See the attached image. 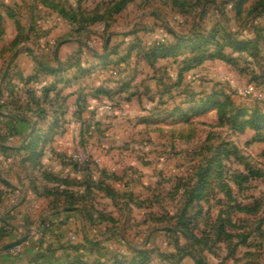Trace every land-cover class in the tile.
<instances>
[{
    "label": "rangeland",
    "instance_id": "obj_1",
    "mask_svg": "<svg viewBox=\"0 0 264 264\" xmlns=\"http://www.w3.org/2000/svg\"><path fill=\"white\" fill-rule=\"evenodd\" d=\"M122 1L0 0V56L9 66L20 65V71L32 65L39 69L40 61L53 68L78 61L81 70L75 68L83 75L89 73L82 67L88 63L93 92L110 90L99 94L98 104L105 107L100 114L84 115L79 107L80 114L72 118L64 111L69 103L60 107L59 116L46 115L43 107L41 112L34 110L33 122L40 131L31 135L33 139L44 136V148L39 166L24 168L19 184L36 186V176L41 174L40 180L56 185L43 194L36 192L45 211L28 214L29 224L24 221L23 227L15 228L16 237L8 243L27 237L22 244L30 241L37 247L44 232L55 239L63 228L57 226L53 232V216L60 208L75 205L106 211L107 221L120 217L117 222L110 219L109 226L103 223L89 229L91 240L99 245L87 247L92 248L84 258L87 264H264V129H240L255 112L264 114L260 0L246 1L239 16L233 0H131L116 12ZM204 7L205 13L201 12ZM214 31L223 47L205 43L203 49L209 53L219 49L225 57L215 56L184 70L186 61L201 54L200 42L191 46L189 40L207 38ZM18 34L26 40L14 47ZM248 40L255 45L242 46V51L237 42ZM177 44L183 47L173 52ZM58 45L62 49L59 62L55 59ZM161 45L169 46L172 53L154 54ZM78 46L83 48L82 59L67 61V54L73 55ZM16 55H21L19 63ZM212 93L225 104L222 119L213 105L201 110ZM72 121L78 128L69 133ZM50 127L54 130L48 132ZM59 140L70 146L55 147ZM95 144L103 148L100 158L92 153ZM44 156L45 165L41 163ZM208 158L220 159L214 166L216 177L208 181L203 199L188 204L186 191L195 185L198 170ZM52 159L57 164L61 161L60 169ZM5 166L1 165L3 170ZM246 167L259 175L232 179L235 174L248 175ZM73 172L87 176L72 179ZM219 172L225 174L223 183L232 190L231 198L218 182ZM0 180L3 183V177ZM72 186L89 193H78L74 199ZM5 192L11 194L8 205L22 203V191L10 193L7 188ZM130 192L138 197L132 200V210H127L124 205ZM185 207V220L176 221L174 217ZM7 214L2 215L8 218ZM176 228L182 232H175ZM80 233H68L57 246L54 241L46 244L56 247L60 256L65 252L58 249L61 246L82 243Z\"/></svg>",
    "mask_w": 264,
    "mask_h": 264
},
{
    "label": "crops",
    "instance_id": "obj_2",
    "mask_svg": "<svg viewBox=\"0 0 264 264\" xmlns=\"http://www.w3.org/2000/svg\"><path fill=\"white\" fill-rule=\"evenodd\" d=\"M76 41L77 40H75L74 44L78 45V42ZM60 47H59V51L62 53V49H60ZM82 50L83 48L79 47V49L76 52H74L73 55L70 53L67 54V56L69 55L68 57L66 56L67 61L71 57H74L75 59L77 58L82 59ZM16 56L18 58L17 62L19 63V61L22 59L21 55L20 57H18V55ZM1 60H3V62L0 65V121H1L0 122V177L1 178L3 177V183L0 180V196L3 194V190L5 191L6 189L7 191V188H10V193L11 191H16V190L22 191L23 194L22 199L23 198L24 199L22 200L21 204L16 203V204L8 205L9 204L8 201L10 202L9 198L11 194L6 195L5 192L3 194L4 196V198L2 199L3 201L0 200L1 203L4 204L3 205L4 210H2L0 214V247H1L0 264H29L30 261L36 256V254L39 251V249L36 247V243L35 242L32 243L28 241L22 244L21 246H19L17 250L12 249L8 251H2L1 250L2 247L8 244L9 239H11L10 235L8 236V233L7 234H5V232L3 233V230L5 228L6 229L14 228L15 230V228H17L18 226L23 227L24 221L26 223L29 222L30 219L28 214L30 213L42 214L43 213L42 211H45V209L39 205L41 201H39L38 199V197H40L38 196V194H43L42 192L43 190L47 189L48 187L50 188L51 186L54 187V185L56 184L51 183L47 180H43V181L40 180L41 174H38L36 176L35 182H38L36 186L33 185V187H31L27 184H25L24 186L22 184H19L20 176L21 177L25 176L22 173L24 168L25 169L28 168V170L34 169V167L31 165L30 162L28 161L24 163L22 162L23 159H25L26 157V151L24 150V148L30 142L32 132H34L35 129L39 128L37 127V125H35V122H33L34 110L36 111L38 107L32 103L26 91L34 92L35 96L38 98V100H40L41 106L46 111V115L51 114V116H53L55 114L56 116H59L58 111L60 110V107L63 104L65 105L66 103H69V108L68 109L65 108L64 111L67 112L68 110L69 114L72 115V118L74 116L77 117L80 114V110H77L79 107L83 111L82 114L84 113V115L86 113L90 115L100 114L102 113L105 107L98 104V101L101 100L99 99V96L101 95L95 94L96 92L95 93L93 92L92 89L94 86H92L93 84H91V82L87 78L91 69V65L88 63L82 65L84 69L85 68L89 69L88 70L89 73H84L83 75H80V72L76 70L75 67L66 70L64 64L62 65L60 64L61 69L57 71L58 72V74H56L58 75L57 77L56 75L51 76L43 72L38 73L37 72L38 69L35 68V66L33 65L30 66L29 70L22 69L19 71L20 65L17 66V64H14V66H9L6 63V60L3 59L2 56H0V61ZM79 68H81V65ZM67 73H69V76ZM66 75L68 76V78H66ZM33 76H36V78L27 83V80ZM46 88H50L52 89V91L50 92L48 98L45 100L43 99V90ZM30 109L32 111H29ZM76 111H79V113L75 114ZM74 121H72L71 124L67 126V131L69 133L76 131L78 128L77 125L74 123ZM41 122L44 121H40V123ZM37 130L40 131V129ZM49 130L50 128H48V132ZM54 145L57 148H61V146L63 145L70 146V144L67 143L61 144L60 140L55 142ZM92 148L93 145H91V149ZM96 148L99 149V151L95 149V152L92 153L94 154L97 153L99 158L102 157L101 152L103 148L99 145H96ZM52 160H53L52 162L54 163V164L52 163L53 166L58 165L60 169L62 164L61 161L58 160L59 164H57V162H55L54 159ZM46 161L48 162V159H46V156H44L41 163L44 164ZM2 164L6 165L5 170H3L4 168L1 167ZM45 169L47 170L48 168ZM45 169L44 170L42 169V171L44 172ZM52 169L54 171V168ZM69 176H71L72 179L73 178L80 179L83 177L85 178L87 175L83 174L82 176H80L73 172L69 174ZM31 180L34 181V177H32ZM70 188L73 189V192L75 191L74 199H78L79 197L78 193L81 196L83 195L81 194L83 192L85 193V195L89 193L88 190L86 192L85 190H83V188L78 189V187H74V186ZM38 191L41 192L37 194L36 192ZM137 197L138 196L136 194L132 195L130 192V195L128 197L129 199L125 200L126 201L124 205L125 209L130 210L132 207H134L132 200L135 198L137 199ZM35 199L36 201H34ZM0 208H2L1 205ZM71 208L70 207L60 208L59 211L56 212L52 220L56 222V226L54 227L53 232L55 231V228L57 226H60L63 229L60 230L61 233L59 232V234H57V237H55V239L53 240L51 239L50 236L51 233L46 234L43 231L44 234L42 233L43 235L42 239L45 242L48 243L49 241L51 243L52 241H54L55 245L57 246L62 241H64V238L68 235V233L72 234V232H74L77 234H81L80 232H82V236L80 237H83L81 241L82 243L85 244L84 241L85 239L91 240L89 236V229L91 227L93 228L103 223L107 224V226L110 225L109 221L111 218L109 219V221L104 219L109 217V216L107 217L106 211H102V210L98 211L94 209L82 210L75 205L71 206ZM53 211L55 212V210ZM4 213H8L7 216L9 219L2 215ZM87 213L93 214V217L94 215L95 216L98 215L99 216L98 220L94 221V223H91L87 219ZM111 217L115 218V219L113 218L111 219L114 222H117L118 219L120 220V217L119 218L118 217L116 218L115 216H111ZM119 224H115V225L119 226Z\"/></svg>",
    "mask_w": 264,
    "mask_h": 264
},
{
    "label": "trees",
    "instance_id": "obj_3",
    "mask_svg": "<svg viewBox=\"0 0 264 264\" xmlns=\"http://www.w3.org/2000/svg\"><path fill=\"white\" fill-rule=\"evenodd\" d=\"M131 0H123L120 3H117V7H116V12H120V10L127 4L129 3ZM248 1V0H233V8L236 11L237 15L239 16L242 13V8L244 3ZM261 3H259L257 6L262 7L261 11L257 13V16H260V14H264V0H260ZM203 11L205 13V7L202 8ZM10 13V12H9ZM250 15H253V13H249ZM13 15V14H11ZM254 16L255 12H254ZM14 17V16H12ZM65 18H67V16H64ZM1 18V17H0ZM71 20V19H70ZM16 24H18V28H20L19 26V22L16 20ZM20 30V29H18ZM80 29L78 28L76 30L77 33ZM256 32L258 31L257 29H255ZM1 32V31H0ZM216 31L212 32L211 36L209 35L207 38L206 37H198V39H196L195 41L189 40L190 41V45H196L199 44L200 42V48L199 50H201V54L199 56H195L193 57L191 60L186 61L188 64L185 66L184 70H189L192 67H194L193 64L196 65H201L203 64L205 61H207L208 59H212L215 56L220 57V58H224L225 55H222V53L220 52V50L218 49L217 52H208L207 49H203V45L205 43H209V46L215 45L217 48H222L223 46H220L219 43L216 41V36L214 35ZM214 33V34H213ZM23 40H26V36L23 34H18L16 40L13 42L12 46L14 47H18L20 44L23 43ZM239 41V40H237ZM238 45L241 46L242 51H244V48H242V46H253L255 45V42L248 40V42H237ZM183 47V45L177 44L175 46V48L173 49V52L178 51L179 49H181ZM208 52V53H207ZM169 53H172V50L170 49L169 46L166 45H161L159 47H156L154 49V54H162V55H168ZM72 58H70L71 60ZM75 60V59H74ZM76 63V64H75ZM75 63H70V65H68V67H65V69H70L72 67H77L79 70H81L80 65L78 63V61H76ZM75 65V66H74ZM38 73H47V74H56V72H52L49 71L47 69H45L42 65H40L38 71ZM36 76H33L31 78H29L27 80V83L33 79H35ZM52 91V89L50 88H46L43 90V99H47L50 92ZM27 95L29 96V99L32 101V103L34 105H36L38 107V110L41 112L43 111L42 106L40 104V100H38V98L35 96L33 91H26ZM110 90H106L103 88H100L97 90V94H109ZM203 103V102H202ZM209 105H213L214 108H216L218 110V114L220 116V118L222 119L224 117V114L222 115V109L225 106V104H220L219 100H218V95L212 93V95H210L209 97L206 98L205 102L202 104V111H205V109L209 106ZM222 108V109H221ZM29 111H32L31 109ZM38 111V112H39ZM226 115H230V112H226ZM239 116L242 114H238ZM41 117H44V115H42ZM236 118V117H234ZM251 128L254 129L255 131H259L262 128L264 129V114H262V112H255L253 114V116L251 117L250 120L244 122L242 124V126L240 127V129H245V128ZM54 127H50L49 132L53 131ZM36 131H38L37 129L34 130L33 133H35ZM34 136H31L30 142L26 145V147L24 148V150L26 151V157L25 159H23V162H30L31 165L33 167H35L37 165V167L39 166V161L41 159L42 156V139L44 136L42 135H35L36 139H33ZM5 152V151H4ZM205 163V164H204ZM220 163V159H216V158H208L207 160H205V162H203L202 167H204L202 170H198V178L196 180V183L194 186H192V188L189 191H186V196L188 197L190 195V199H187L186 203L189 204V202H192L194 200H198L200 201L201 199L204 198V194L207 187H208V181L210 179H212V177H216V173L215 172V168L214 166L217 164L219 165ZM221 168V166H220ZM246 170L248 171V175L247 174H235L236 176H233V180L238 181L240 179H247V177L252 178L254 176H258L259 172L255 171V170H251L248 167H246ZM227 176V175H226ZM217 179L218 182L223 184L224 188L222 189L223 191H226L225 195L226 197H232L231 195L233 194L232 190L228 188L227 185H224V181L226 180L225 178V174L219 172V174L217 175ZM49 178V177H48ZM67 183V182H66ZM219 185V184H218ZM111 193V191L109 192ZM188 193V195H187ZM66 194V192H65ZM115 195V194H114ZM73 197V195L71 196ZM70 198V196H69ZM189 200V201H188ZM231 200V199H230ZM239 206L233 207V208H238ZM186 207L184 209L181 210V213L177 216L174 217V219L176 221H183L185 220V215H186ZM86 210V209H84ZM244 211L248 212L250 211V209L248 208H244ZM221 215H219L218 219H220ZM87 219L88 221H90L91 223H94V221H96L97 218L93 217V214L91 213H87ZM176 228L175 232H182L181 229ZM14 230L10 229V231L12 232ZM171 231V230H170ZM172 229V232H174ZM11 232L8 233V236L11 234ZM4 233V232H3ZM2 235V234H1ZM99 242L94 243L92 240H85V244L84 243H70L68 244V247H63L61 246L58 249H61L63 251H65L63 254H61L60 256L57 255V248L53 247V245L50 244H46V242L41 238L38 243H37V247L39 249L38 253L36 254V256L31 260V262L29 264H87V262L84 261V258L87 257V255H91L92 253V248H90V250H88L89 248H87L88 246L92 247V246H98ZM68 250L70 251V253L68 252ZM83 251V252H82ZM90 252V253H89ZM143 262H145V259L143 260ZM142 262V263H143Z\"/></svg>",
    "mask_w": 264,
    "mask_h": 264
},
{
    "label": "water",
    "instance_id": "obj_4",
    "mask_svg": "<svg viewBox=\"0 0 264 264\" xmlns=\"http://www.w3.org/2000/svg\"><path fill=\"white\" fill-rule=\"evenodd\" d=\"M59 47L60 45L57 46L56 50H55V59L57 62H59V56H58V53H59ZM40 64L45 68V69H48V70H55V71H59L61 69V65L59 64V66L57 68H53L51 66H49L48 64H46L45 62L43 61H40ZM27 240V237H23L19 240H16V241H13L11 243H8L6 244L4 247H2V251H6V250H9L13 247H16V246H19L20 244H22L23 242H25Z\"/></svg>",
    "mask_w": 264,
    "mask_h": 264
},
{
    "label": "built area",
    "instance_id": "obj_5",
    "mask_svg": "<svg viewBox=\"0 0 264 264\" xmlns=\"http://www.w3.org/2000/svg\"><path fill=\"white\" fill-rule=\"evenodd\" d=\"M15 230H13L12 232H11V234H10V237L12 238V239H14L15 237H16V232H14ZM16 241V240H15ZM13 242V241H12ZM17 247V246H16ZM13 248H15V247H13ZM13 248H11V249H9V250H12Z\"/></svg>",
    "mask_w": 264,
    "mask_h": 264
}]
</instances>
